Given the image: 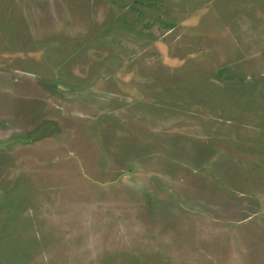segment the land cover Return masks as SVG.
<instances>
[{"label": "rangeland", "instance_id": "rangeland-1", "mask_svg": "<svg viewBox=\"0 0 264 264\" xmlns=\"http://www.w3.org/2000/svg\"><path fill=\"white\" fill-rule=\"evenodd\" d=\"M0 264H264V0H0Z\"/></svg>", "mask_w": 264, "mask_h": 264}]
</instances>
